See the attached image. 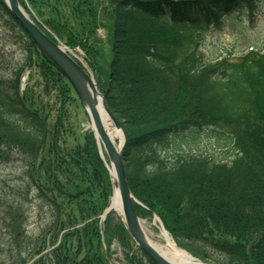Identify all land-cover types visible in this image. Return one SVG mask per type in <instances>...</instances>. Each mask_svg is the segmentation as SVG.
<instances>
[{"label": "trees", "instance_id": "16d2710c", "mask_svg": "<svg viewBox=\"0 0 264 264\" xmlns=\"http://www.w3.org/2000/svg\"><path fill=\"white\" fill-rule=\"evenodd\" d=\"M19 2L49 37L85 53L126 136L123 162L143 205L135 206L138 216L157 215L180 248L206 263L215 256L213 264H264V46L214 61L200 49L211 29L264 15V0ZM105 3L113 21L107 68L96 47ZM0 9L11 17L4 0ZM12 20L30 44L47 100L32 88L20 92L22 67L10 81L0 79V156H22L28 184L51 207L56 264H109L104 246L129 240L123 223L112 225L111 215L99 220L113 194L110 172L91 132L73 145L63 137L72 131L63 112L77 98L74 89ZM51 98L60 107L50 123ZM203 136L225 151L186 149Z\"/></svg>", "mask_w": 264, "mask_h": 264}, {"label": "rangeland", "instance_id": "374dc122", "mask_svg": "<svg viewBox=\"0 0 264 264\" xmlns=\"http://www.w3.org/2000/svg\"><path fill=\"white\" fill-rule=\"evenodd\" d=\"M98 10L101 26L97 30L99 42L96 47L102 55L99 62L103 65L106 64L107 68L112 59L109 41V31L113 22L112 7L105 3L100 5ZM67 13L69 21L76 24V19L71 11L68 10ZM12 19L0 9V63H3V66H0L3 67L1 68L3 70L0 73V79L4 83L10 81L15 72L22 67L20 92L23 93L28 88H32L36 94L41 93L47 100L43 78L37 69L31 68V65L35 63V58L32 50H29L31 49L30 44L28 49L26 38ZM250 46H264V15L258 14L252 22L233 19V23L230 21L225 23L223 31L211 29L206 33L200 49L207 61H214L219 55L225 56L235 48L237 49L235 53L240 55L242 52L250 50ZM75 55L91 76L95 78L85 53L81 50ZM53 88L54 96H56L55 90L57 88ZM76 97L71 99V102L65 103L63 112L65 121L72 126L71 133L63 136L67 138L69 145H73L76 140L82 141L81 135L89 130V116L77 94ZM55 100L58 102V97ZM56 101L53 98L49 100V106L52 107L50 123L55 119L60 107ZM186 149L194 153L207 151L217 154L225 151V149L217 146L212 137L207 138L205 136L197 143H190ZM26 166L27 163L24 158L16 152L10 154L6 151L4 156H0V264H56L52 259V251L56 244L51 245L52 237L55 234L54 228H50L53 223V213L51 207L38 199L34 188L28 184V178L25 174ZM110 203L111 200L109 199L108 205ZM71 205H67V208H70ZM102 215L99 216L101 224L105 222L102 221ZM109 215H111L112 225L124 224L122 214L112 211ZM140 219L151 230V237L156 242L163 244L164 240L160 238V234L164 228L154 215L142 213ZM84 225L85 222L78 226L83 227ZM62 235L59 234V243L57 244L62 242ZM129 240L127 239L128 246L126 247L120 243L118 238H114L110 245L104 246V250L108 253L109 264H129L127 254L130 257H138V260L141 259L143 264H152L146 256L144 257L143 252L135 245L130 236ZM71 244L68 245H70L72 255H74V247L76 250L77 244L75 242L74 247H71ZM83 252L84 250L80 252L81 257L84 255ZM215 261L217 259L214 256L213 259H210L209 264H213Z\"/></svg>", "mask_w": 264, "mask_h": 264}, {"label": "water", "instance_id": "95a60500", "mask_svg": "<svg viewBox=\"0 0 264 264\" xmlns=\"http://www.w3.org/2000/svg\"><path fill=\"white\" fill-rule=\"evenodd\" d=\"M5 3L11 16L18 22V24L22 27V29L30 36V38L33 40V42L39 48V50L69 80V82L72 84L75 92L77 93L84 107H86V105H89V107L93 111L92 112L93 118L99 130V137L95 133L94 136L97 140L100 149H101L100 142L102 143L110 163L112 162L115 165L116 178H117L119 193L121 196V201L123 206L122 211L124 217V224L130 236L153 264H172L163 256H161L147 242L146 237L144 235L143 229L141 227L140 218L138 217L135 209V204H139V202L135 199V197L131 193L125 174V168L123 162L125 135L120 124L114 118L113 114L109 111V109L106 106V94L99 90L95 80L89 75V73L83 67H81L79 63H77L65 51V49L59 43L52 40L43 30H41V28L24 11L18 0H5ZM98 95H100V97L102 98V103L110 119L112 120L113 124L122 132L124 141L119 151H116L113 145L111 144L102 126L100 118L96 113L95 99L97 98ZM109 170L112 176V180L114 182L112 171L110 168ZM111 211L112 209L110 206L106 210L102 219L104 220ZM201 262L204 263L203 261Z\"/></svg>", "mask_w": 264, "mask_h": 264}, {"label": "bare ground", "instance_id": "6f19581e", "mask_svg": "<svg viewBox=\"0 0 264 264\" xmlns=\"http://www.w3.org/2000/svg\"><path fill=\"white\" fill-rule=\"evenodd\" d=\"M95 105H96V113L100 118V121L102 123V126L105 130V133L107 134L111 144L115 148L116 151H119L123 145V135L120 129L115 127L112 120L110 119L103 103L102 98L100 95L97 96L95 99ZM87 114L89 116V127L88 129L94 132L99 137V130L97 127V124L93 118V111L89 107V105H86L85 107ZM101 141V140H99ZM104 150V149H102ZM104 152V151H103ZM111 171L114 178V195L111 199V209L113 211H117L118 213L123 215V206L121 201V196L119 193L118 188V182L116 178V168L115 165L111 162ZM141 227L143 229L144 235L146 237L147 242L165 259H167L172 264H204L201 261L193 258L188 252L180 249L173 241V239L170 237V235L163 229L160 238L164 240L163 244H160L156 242L151 237V230L149 227L146 226L145 222L141 221Z\"/></svg>", "mask_w": 264, "mask_h": 264}]
</instances>
